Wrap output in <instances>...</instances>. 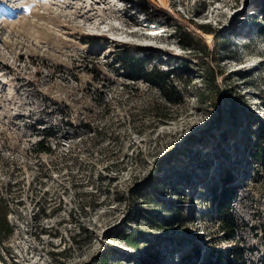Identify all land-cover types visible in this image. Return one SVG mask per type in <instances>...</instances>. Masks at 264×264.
Wrapping results in <instances>:
<instances>
[{
    "label": "rangeland",
    "instance_id": "374dc122",
    "mask_svg": "<svg viewBox=\"0 0 264 264\" xmlns=\"http://www.w3.org/2000/svg\"><path fill=\"white\" fill-rule=\"evenodd\" d=\"M179 27L210 52L183 48ZM123 50L174 70L184 101L129 79ZM47 136L55 154L38 157ZM258 143L264 0H0V190L13 227L0 264H199L234 246L264 264ZM226 176L232 240L211 202Z\"/></svg>",
    "mask_w": 264,
    "mask_h": 264
},
{
    "label": "trees",
    "instance_id": "16d2710c",
    "mask_svg": "<svg viewBox=\"0 0 264 264\" xmlns=\"http://www.w3.org/2000/svg\"><path fill=\"white\" fill-rule=\"evenodd\" d=\"M139 3L144 4L146 0H137ZM205 27V26H203ZM204 32L211 33L212 30L204 28ZM181 46L188 50H197L200 52L209 53L210 50L207 45L201 41L200 38H195L188 31L178 28ZM216 46V44L214 45ZM122 69L126 72L129 79L142 80L150 86L156 88L162 95L163 103L172 105L181 104L184 101V92L175 84V71L172 69H163L148 67V59L136 57L129 50H123L116 58ZM117 63V62H116ZM99 71L97 70V74ZM213 76V74H211ZM101 106L107 107L106 102H100ZM155 118L165 119L167 115L153 114ZM93 138L96 140H104L108 133V128L103 126H96L92 130ZM53 135V133H51ZM112 135V134H110ZM47 137L32 145V151L36 156L40 157L43 154L54 155L55 150L47 143ZM252 159L258 164V167L264 170V143H258L253 148ZM8 185V184H7ZM9 189V186H6ZM236 186L233 185V178L226 176L223 178L222 187L214 190V196L211 200L215 216L222 227V231L229 237L230 240L234 239V235L238 229V221L232 212V202L236 195ZM16 197V196H15ZM18 202V201H17ZM12 205L4 193L0 190V243H3L13 233V227L9 221V214ZM125 243L133 248H138L140 244V236L135 234L124 235ZM102 264H108V258H104ZM246 264L243 254V248L234 246L228 248L226 251L219 250L211 252V255L205 261L199 264Z\"/></svg>",
    "mask_w": 264,
    "mask_h": 264
}]
</instances>
